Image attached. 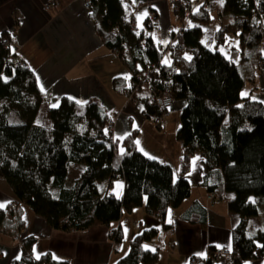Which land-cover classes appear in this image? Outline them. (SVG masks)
Instances as JSON below:
<instances>
[{"label": "trees", "instance_id": "obj_1", "mask_svg": "<svg viewBox=\"0 0 264 264\" xmlns=\"http://www.w3.org/2000/svg\"><path fill=\"white\" fill-rule=\"evenodd\" d=\"M223 10L229 20L214 31L216 44L223 43L227 33L237 34L239 52L254 57L264 70L260 52L264 0L255 4L252 0H223ZM88 12L102 42L118 51L130 71L128 79L113 80L117 94H130L141 105L143 116L153 121L169 109L151 104V95L168 93L171 107L174 101L182 102L174 132L182 149L178 171L174 175L169 163L143 154L135 144L136 130L122 138L123 148L116 152L117 143L106 128L109 116L94 99L77 103L63 96L55 107L46 109L52 127L34 125L42 92L26 65L10 60L3 65L2 58L14 53L0 47V176L15 197L14 207H0V232L14 235L24 224L23 206L65 231L70 227H109L119 221L123 211L143 206L161 220V228L148 227L133 235L127 253L114 264H155L160 241L153 249L144 244L170 231L166 211L189 196L186 174L191 157L198 155L203 167L201 186L207 192L222 187L231 194L227 209L240 217L231 229L233 262L240 264L257 255L264 258V227L248 231L246 220L260 218L262 213L249 197H264V102L242 95L246 78L240 67L231 57L200 41L202 26L211 21L209 9L198 6L181 34L160 47L143 30L120 25L125 14L122 0H91ZM176 13L181 23V15ZM258 21L262 25H257ZM116 25L118 35L111 33ZM4 37L5 32L0 40ZM124 42L130 46V57L121 53ZM165 50L169 51L168 62L161 60ZM69 162L83 165L73 180L67 176ZM116 178L124 182L120 196L108 189ZM111 230L115 250L123 237L120 226ZM34 240L31 235L24 237L19 257L10 264H67L49 252L34 258ZM196 259L197 264H212L210 259Z\"/></svg>", "mask_w": 264, "mask_h": 264}, {"label": "crops", "instance_id": "obj_2", "mask_svg": "<svg viewBox=\"0 0 264 264\" xmlns=\"http://www.w3.org/2000/svg\"><path fill=\"white\" fill-rule=\"evenodd\" d=\"M51 1L54 5L46 9L45 4ZM122 1L125 12L130 10L133 13L136 31L143 30L156 46H166L174 40L180 27L175 9L176 0ZM212 2L213 0H210L206 8L209 9ZM200 4H195L193 11ZM88 11L89 9L83 6V0H0V35L6 33L10 40V51L24 60L42 92V99L33 120L34 125L51 128L52 121L46 117V109L55 107L63 96L77 103L94 99L108 116L113 117L112 137L117 143L116 152H119L123 148L120 144L122 138L131 130L138 132L141 128H153V124L151 119L144 116L142 118L140 114L130 113L131 111L126 113L131 109V104L137 105L136 108L141 112V105L136 101L131 104L126 102L123 94H117L113 90L112 83L118 77L128 79L130 71L118 55L102 42ZM149 11H153L157 19L153 28L145 29L144 21ZM228 20L229 15L224 12L222 3V11L217 15V29ZM236 43L226 50L227 56L236 62L246 78L241 94L263 101L264 70L258 66L254 57L248 54L243 56L239 52V38ZM261 55L264 56L262 53ZM163 56H166V62L170 61L168 50L164 51L162 58ZM124 57H130V54L125 53ZM253 66L258 70L255 74L252 73ZM181 104L180 100L173 102L177 109L181 108ZM159 125L160 128L168 126L167 120ZM135 144L143 153L136 141ZM181 153L182 149L173 157L162 148L151 154H143L169 163L175 175ZM202 168L201 158L198 155L192 156L186 174L190 183L189 196L177 207L168 208L166 211L165 221L171 224L170 231L161 233L160 237L144 244L145 247L153 249L158 240L160 241L159 258L155 264H185L189 256L204 258L213 248H231V229L240 217L228 211L227 200L231 194L226 193L222 187L214 191L216 199L213 202L206 198L207 191L200 184ZM82 170V164L69 162L67 176L73 180ZM70 172L73 174L72 178ZM123 187V180L116 178L109 183L108 189L115 196H120ZM14 201L10 186L0 176V207H6ZM249 201L257 204L262 212L260 218H246L248 231L257 230L260 226L264 227V197L250 196ZM22 209L24 224L16 233L12 235L0 232V264H10L12 259L19 257L21 241L28 235L35 237L31 247L34 258L49 252L53 258L65 260L67 264H114L123 256L122 242L117 249H113V242L108 237L111 228L120 226L122 241L129 242L130 238L142 229H160L162 225L159 218L148 214L143 206H138L129 212L123 211L125 216L121 214L119 221L109 227L96 225L65 231L50 226L26 206ZM15 236L18 240H15ZM263 262L264 258L257 255L242 260L240 264ZM212 264L232 263L219 258L212 261Z\"/></svg>", "mask_w": 264, "mask_h": 264}, {"label": "built area", "instance_id": "obj_3", "mask_svg": "<svg viewBox=\"0 0 264 264\" xmlns=\"http://www.w3.org/2000/svg\"><path fill=\"white\" fill-rule=\"evenodd\" d=\"M252 1L255 4L256 0H252ZM175 3H176L175 9L181 15L180 27H179L178 31L176 32L175 36L180 35L182 28L187 27L190 24L189 16L193 12V8H194L195 4L201 3L200 5H202L203 8L208 7V4H209L206 0H194V1L176 0ZM53 5H54V2L51 1L48 4H45L44 7L47 9L50 6H53ZM83 6H84V8L89 9L90 6H91V0H83ZM156 19H157L156 18V14L153 11H149V13H148V15H147V17H146V19L144 21V28L145 29L153 28L155 23H156ZM258 24L262 25V22L258 21L257 25ZM120 25H122L123 27H128L130 29H133L135 27V20H134L132 11L129 10V11L125 12V14L123 15V17L120 20ZM111 33H113L115 35H118L120 33L119 25H116V26L112 27ZM263 40H264V36H263ZM0 47L3 48V49H9L10 40L7 37L2 38L0 40ZM129 49H130L129 44H127V42L126 43L124 42L121 53L125 54V53H127V50H129ZM112 51L114 52V54L118 55V51L117 50L113 49ZM8 60H10L11 63H13L15 65H19V66H25L26 65L24 60L21 57H19L17 54H13L12 56L7 54L6 56H4L2 58L3 65H5ZM262 64H264V61L262 62ZM124 96L127 97L128 99L131 98L130 94H124ZM150 103L154 104L155 106H157L158 108H161V109H169L171 104H172V100H171V97L169 96L168 93L163 92L162 95H155V94L151 95ZM166 115H168V112H163V114L155 117V121L159 122V123L162 122L163 116H166ZM106 128H107V130H109L111 132L113 131V128H114L113 117L111 118V116H109V120H108V122L106 124ZM206 198L210 202H213L216 199V195H215L214 192H207L206 193ZM8 206L9 207H14L15 203L11 202V203L8 204ZM73 230H75L74 227H70L69 228V231H73ZM111 236H112V230L110 229L108 231L109 239H110ZM15 239L18 240V237L15 236ZM219 258H224L226 260L231 261L232 264H237V263L233 262V257H232L231 250L228 249V248H225V247L213 248L212 250H209L204 255V259H210L211 261L217 260ZM185 264H197L196 256H194V255L189 256V258L187 259Z\"/></svg>", "mask_w": 264, "mask_h": 264}, {"label": "rangeland", "instance_id": "obj_4", "mask_svg": "<svg viewBox=\"0 0 264 264\" xmlns=\"http://www.w3.org/2000/svg\"><path fill=\"white\" fill-rule=\"evenodd\" d=\"M222 3L223 0H213V2L211 3V6L209 7V11L212 21H210L208 25L202 26L200 41L204 43L206 46H208L210 49H218L219 51L227 55L226 49L230 48L231 45L237 44L236 41H238V36L232 33H227L225 36L224 43L215 44L213 33L218 27L217 15L218 12L222 11ZM260 52L264 54V43L260 49ZM162 59L163 61H167L166 56H163ZM257 72H258L257 67L253 66L252 73L255 74ZM125 99L126 102L129 101L130 104L133 102V99L131 98L128 99L127 97H125ZM262 100L264 101V98H262ZM130 106L131 109L127 110L126 113H129L128 111H131L130 113L135 112L136 115L140 114L142 115V118H144L143 114L140 112V109L136 108L137 105L134 106L131 104ZM179 111L180 108L177 109V107L172 105V107L169 109L168 115L163 116L162 122L159 123L151 120V124H153L152 125L153 128H149V129L141 128L137 132L135 141L138 142L137 145L138 147H140V149H142V151H144L143 153L151 154L162 148L166 149L167 153L173 157L180 153L181 145L175 139V135H174L176 125L179 122ZM166 120L168 126L160 128L159 124L165 122ZM70 177L71 178L73 177V174L71 172H70ZM122 214L125 216L124 212H122ZM167 218L170 220L169 216ZM127 251H128V242L125 240L122 241L121 243V256L126 254Z\"/></svg>", "mask_w": 264, "mask_h": 264}, {"label": "snow or ice", "instance_id": "obj_5", "mask_svg": "<svg viewBox=\"0 0 264 264\" xmlns=\"http://www.w3.org/2000/svg\"><path fill=\"white\" fill-rule=\"evenodd\" d=\"M138 143V142H137Z\"/></svg>", "mask_w": 264, "mask_h": 264}]
</instances>
